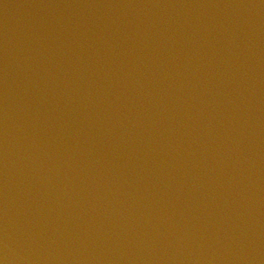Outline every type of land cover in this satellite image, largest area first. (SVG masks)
Instances as JSON below:
<instances>
[{"label":"water","instance_id":"water-1","mask_svg":"<svg viewBox=\"0 0 264 264\" xmlns=\"http://www.w3.org/2000/svg\"><path fill=\"white\" fill-rule=\"evenodd\" d=\"M0 264H264V0H0Z\"/></svg>","mask_w":264,"mask_h":264}]
</instances>
